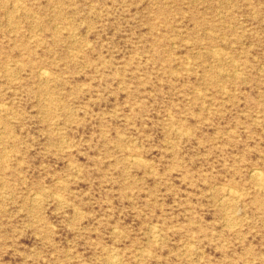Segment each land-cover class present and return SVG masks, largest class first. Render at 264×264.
Wrapping results in <instances>:
<instances>
[{
  "label": "rangeland",
  "instance_id": "rangeland-1",
  "mask_svg": "<svg viewBox=\"0 0 264 264\" xmlns=\"http://www.w3.org/2000/svg\"><path fill=\"white\" fill-rule=\"evenodd\" d=\"M262 183L264 0H0V264H264Z\"/></svg>",
  "mask_w": 264,
  "mask_h": 264
},
{
  "label": "bare ground",
  "instance_id": "bare-ground-1",
  "mask_svg": "<svg viewBox=\"0 0 264 264\" xmlns=\"http://www.w3.org/2000/svg\"><path fill=\"white\" fill-rule=\"evenodd\" d=\"M255 173H256V172H255ZM257 173H258V172H257ZM257 173H256V174H257ZM256 174H254V175L256 176ZM259 175H261V174H259ZM257 176H258V174H257ZM257 176H256V177H257ZM259 180H260V179H259ZM260 182H261V181H259V183H260ZM262 184H264V183H262ZM261 188H262V187H261Z\"/></svg>",
  "mask_w": 264,
  "mask_h": 264
}]
</instances>
